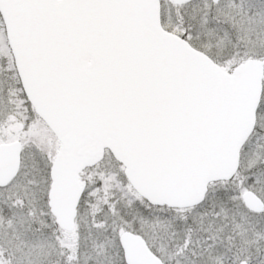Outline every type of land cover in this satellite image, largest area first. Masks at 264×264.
I'll return each instance as SVG.
<instances>
[{"label":"snow or ice","instance_id":"obj_1","mask_svg":"<svg viewBox=\"0 0 264 264\" xmlns=\"http://www.w3.org/2000/svg\"><path fill=\"white\" fill-rule=\"evenodd\" d=\"M0 264H264V0H0Z\"/></svg>","mask_w":264,"mask_h":264}]
</instances>
